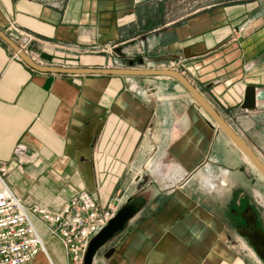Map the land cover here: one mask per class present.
Instances as JSON below:
<instances>
[{"label":"crops","instance_id":"0c3cea01","mask_svg":"<svg viewBox=\"0 0 264 264\" xmlns=\"http://www.w3.org/2000/svg\"><path fill=\"white\" fill-rule=\"evenodd\" d=\"M159 1L0 0V29L32 33L25 53L41 66L177 70L264 160V3L169 21ZM16 54L0 38V191L52 211L80 192L142 204L102 264H252L226 224L228 177L251 162L181 83L39 72ZM248 86L254 111L241 109Z\"/></svg>","mask_w":264,"mask_h":264},{"label":"built area","instance_id":"2783aa9c","mask_svg":"<svg viewBox=\"0 0 264 264\" xmlns=\"http://www.w3.org/2000/svg\"><path fill=\"white\" fill-rule=\"evenodd\" d=\"M6 34L24 52L35 36L10 22ZM17 57L18 54H16ZM26 148L15 150L18 159ZM119 210L118 204L101 208L87 192H80L61 211L27 206L7 185L0 191V264H34L42 256L55 264L47 239H55L66 264H85L91 240L110 222Z\"/></svg>","mask_w":264,"mask_h":264},{"label":"water","instance_id":"95a60500","mask_svg":"<svg viewBox=\"0 0 264 264\" xmlns=\"http://www.w3.org/2000/svg\"><path fill=\"white\" fill-rule=\"evenodd\" d=\"M0 38L8 44L29 66L39 72L54 74L71 75H113V76H148L162 75L176 79L191 94L199 106L212 118L217 127L231 141V143L244 154L250 162L259 171L264 179V160L248 145V143L239 136L232 127L225 121L218 110L208 101V99L188 80L181 72L173 69H134V61L130 62L131 68H100V69H82V68H57L46 67L35 63L20 47L0 29ZM260 100L256 88L248 86L245 90L244 101L241 109L244 111H254L258 108ZM142 209V204L131 203L130 201L122 206L117 214L110 220L90 242L86 256L85 264H94L98 252L106 246L117 234L125 230L128 222ZM242 216L247 221V226H241L238 230L239 235L247 238L259 258L264 262V230L256 224L257 216L251 208Z\"/></svg>","mask_w":264,"mask_h":264},{"label":"rangeland","instance_id":"374dc122","mask_svg":"<svg viewBox=\"0 0 264 264\" xmlns=\"http://www.w3.org/2000/svg\"><path fill=\"white\" fill-rule=\"evenodd\" d=\"M48 2H57L58 0H45ZM152 4L155 2H160L159 0H149ZM165 8V16L169 21L175 19H189L194 15L209 11L215 6H225L229 4H234L238 2L243 3H256L262 2L264 0H163ZM218 143L216 144V148ZM241 164V163H240ZM242 173H230L229 181L232 182L233 188L230 190V196H233V207L238 206V202H241V199H246L249 203L253 205L260 217V223L264 228V179H262L259 171L254 167L253 164L249 163L248 165H242ZM217 172L219 173L218 169ZM238 187V189H237ZM229 213V211H228ZM226 224L229 227L230 231L233 233V236H238V233L235 230V220L232 215H228L226 218ZM55 239H51L53 242ZM246 242V253L250 257L252 264H264V262L259 258L256 251L250 244L247 239H244ZM48 243L49 251L55 261V264H66V259L62 251H60L52 243ZM105 254L104 249L102 248L94 261V264H102L103 256ZM37 264H48V262L42 257L39 256L37 259Z\"/></svg>","mask_w":264,"mask_h":264},{"label":"flooded vegetation","instance_id":"af4514ba","mask_svg":"<svg viewBox=\"0 0 264 264\" xmlns=\"http://www.w3.org/2000/svg\"><path fill=\"white\" fill-rule=\"evenodd\" d=\"M237 205L238 206H235L234 208H232V210L230 211V213L232 214V217H233V219L236 222V224H235V230H236V232L238 234H239L238 230H239V228L241 226H247V221L242 216V214L245 213L247 210H249L251 208L256 213V216H257L256 224H257V226L258 227H261L264 230V228L262 227V225L260 223L259 214H258V212L256 211V209L253 207V205L251 203H249L246 199L243 198V199H241V202H238ZM244 239H247V238H244Z\"/></svg>","mask_w":264,"mask_h":264},{"label":"bare ground","instance_id":"6f19581e","mask_svg":"<svg viewBox=\"0 0 264 264\" xmlns=\"http://www.w3.org/2000/svg\"><path fill=\"white\" fill-rule=\"evenodd\" d=\"M255 167V166H254ZM44 258V257H43ZM45 259V258H44ZM46 260V259H45Z\"/></svg>","mask_w":264,"mask_h":264}]
</instances>
